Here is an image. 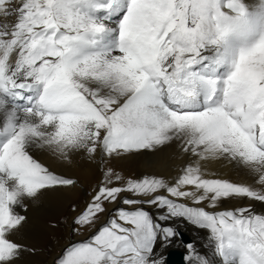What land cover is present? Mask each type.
<instances>
[{
    "label": "snow or ice",
    "instance_id": "snow-or-ice-1",
    "mask_svg": "<svg viewBox=\"0 0 264 264\" xmlns=\"http://www.w3.org/2000/svg\"><path fill=\"white\" fill-rule=\"evenodd\" d=\"M72 169L99 178L52 264H166L177 220L207 233L185 264H264V0H0V264Z\"/></svg>",
    "mask_w": 264,
    "mask_h": 264
},
{
    "label": "bare ground",
    "instance_id": "bare-ground-1",
    "mask_svg": "<svg viewBox=\"0 0 264 264\" xmlns=\"http://www.w3.org/2000/svg\"><path fill=\"white\" fill-rule=\"evenodd\" d=\"M181 158L176 154L175 147L167 148L163 153L150 154L145 153L139 157H130L125 160L115 161L114 164L117 170H122L125 174H139L142 172H173L175 171V165L180 164ZM53 167H56L58 170L66 171L67 169L63 168L59 163L52 162ZM228 171V174L233 178H239V175L236 171L224 169ZM72 174L79 175L81 177V184L78 188L71 194L65 193H45L37 203H29V221L24 226L25 233L21 236V240L25 241L26 245L33 244L37 248H45L49 246L54 249L58 246L57 251L50 257L48 264H52L53 258L56 253L60 250L61 246L64 245L67 241L73 238L71 233V223L73 213L68 208L69 199L76 200L79 204H83L87 198L88 194L91 191V185L96 182V179L99 178V172L93 174H88L87 172L80 169H72ZM41 201H43V207L38 206ZM241 203H247V201H229L226 202V206H233ZM257 209H260L261 206L258 203L255 205ZM57 208V213L55 215H50L47 218L45 215H41L44 210L48 208ZM40 210V211H38ZM56 224V228H52V224ZM180 233H184L188 236L189 240H183L182 237L175 241L171 246L164 250V256L167 257V253L170 249L181 250L186 255V242L195 241L199 247L202 244L206 243L207 233L203 230L197 229L195 226L183 221L177 220L175 225ZM43 227L45 230L42 234H39L36 239L31 238V233L35 231V228ZM65 233V234H64ZM71 233V234H70ZM67 234V235H66ZM70 234V236H69ZM51 243V244H50ZM50 244V245H49ZM52 252V250H50ZM46 253V251H44ZM43 261V262H42ZM185 262V260H184ZM47 257L45 260L39 261L37 264H46Z\"/></svg>",
    "mask_w": 264,
    "mask_h": 264
},
{
    "label": "rangeland",
    "instance_id": "rangeland-1",
    "mask_svg": "<svg viewBox=\"0 0 264 264\" xmlns=\"http://www.w3.org/2000/svg\"><path fill=\"white\" fill-rule=\"evenodd\" d=\"M42 205H43V201H41V203L38 206H40L42 208L43 207ZM38 211H40V210H38ZM56 213H57V208L54 207V208H48L47 210H44L41 215H45V217L47 218L48 216L55 215ZM25 229L26 228H23L21 230L20 239H21V236L25 233ZM44 230L45 229L43 227L35 228V231L31 233V238L36 239L39 234H42L44 232ZM70 234H69V236H70ZM23 242L25 243V241H23ZM27 246L30 248H34L35 251L34 252H26L24 254V256L21 258V260L18 262V264H37L42 259L45 260L46 257H47V263L46 264H48V262H49L48 260L50 259V257H52V255L58 249V246H56L54 249H52L49 246H47V247L45 246V248L43 247L40 249V248H37L36 246H34L33 244H29ZM50 250H52V252ZM44 251H46V253H44Z\"/></svg>",
    "mask_w": 264,
    "mask_h": 264
},
{
    "label": "water",
    "instance_id": "water-1",
    "mask_svg": "<svg viewBox=\"0 0 264 264\" xmlns=\"http://www.w3.org/2000/svg\"><path fill=\"white\" fill-rule=\"evenodd\" d=\"M185 240L188 241L187 238ZM182 255H183L182 252L179 250H176V249L169 250V252H168V264H174V263L184 264Z\"/></svg>",
    "mask_w": 264,
    "mask_h": 264
}]
</instances>
